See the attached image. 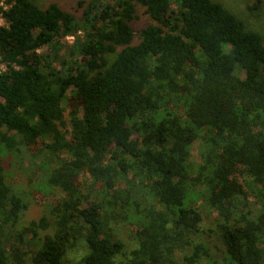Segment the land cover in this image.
Returning <instances> with one entry per match:
<instances>
[{
	"label": "trees",
	"instance_id": "obj_1",
	"mask_svg": "<svg viewBox=\"0 0 264 264\" xmlns=\"http://www.w3.org/2000/svg\"><path fill=\"white\" fill-rule=\"evenodd\" d=\"M4 2L0 264L121 263L118 218L140 231L123 264H264L263 34L215 0ZM25 157L61 194L28 223Z\"/></svg>",
	"mask_w": 264,
	"mask_h": 264
},
{
	"label": "rangeland",
	"instance_id": "obj_2",
	"mask_svg": "<svg viewBox=\"0 0 264 264\" xmlns=\"http://www.w3.org/2000/svg\"><path fill=\"white\" fill-rule=\"evenodd\" d=\"M38 3L43 7L51 1H57L67 9H71V7L75 4L76 0H37ZM220 2L228 11L233 13L237 18L244 22L246 27L251 29H256L260 31L264 36V7L262 11L255 10L254 13L248 12L247 10L248 5L253 0H215ZM149 20L147 15L140 14L139 18L134 20L133 26L138 29L144 26L147 21ZM68 43H71L73 39L71 37L66 38ZM62 49V48H61ZM60 49V53H61ZM44 48L40 49L42 52ZM73 97V95H72ZM3 101V98L0 97V102ZM68 105L71 106H78L81 109V103L78 100L72 99ZM199 142L196 140L191 149L192 160L194 163L198 162L197 151L199 148ZM11 160L13 163L16 160L12 159L11 157L5 158L4 163H9ZM14 166V167H13ZM8 169L6 167L7 179L9 183L18 191L23 194V197L27 200L28 207L24 211L22 216L23 223H28L31 219H37L41 215H45L48 213V210L51 207V203L57 200L61 194L59 192H55L50 190L49 192H44L39 190L43 188L40 185V179L43 175L40 168H38V161H34L32 164L31 160L28 157H25L22 165L17 167L13 165ZM88 179L86 174L81 173V176L78 178L79 184H83V182ZM88 183V182H87ZM120 186H123V182L119 181L118 183ZM124 187V186H123ZM197 209L200 210L202 215V219L199 223L202 229H206L208 227V222L210 221L208 218L211 215H214V210L208 207L207 203H204L203 199H200L198 204H196ZM210 210V211H209ZM110 226L112 227V232L114 233L115 238L120 239L124 243V251L125 254L122 256L119 255L117 261L123 262L127 261L130 257L131 251L136 248L137 236L140 233L139 229L127 222H123L120 218L116 219V222H111ZM116 263V264H121Z\"/></svg>",
	"mask_w": 264,
	"mask_h": 264
},
{
	"label": "built area",
	"instance_id": "obj_3",
	"mask_svg": "<svg viewBox=\"0 0 264 264\" xmlns=\"http://www.w3.org/2000/svg\"><path fill=\"white\" fill-rule=\"evenodd\" d=\"M4 1H5V0H0V9L6 7ZM4 25H5V21H4V19H3V16H2V14H1V11H0V26H4ZM72 38H73V37H71V39H72ZM5 71H6V66H5V64L1 61V55H0V73H3V72H5Z\"/></svg>",
	"mask_w": 264,
	"mask_h": 264
}]
</instances>
